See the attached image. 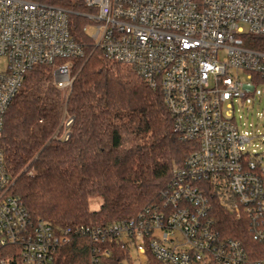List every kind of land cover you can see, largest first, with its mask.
Listing matches in <instances>:
<instances>
[{
  "label": "built area",
  "instance_id": "built-area-1",
  "mask_svg": "<svg viewBox=\"0 0 264 264\" xmlns=\"http://www.w3.org/2000/svg\"><path fill=\"white\" fill-rule=\"evenodd\" d=\"M83 3L95 46L160 90L173 131L196 149L173 172L159 209L82 233L94 243L111 235L132 264L149 253L164 264H264V257L250 260L238 241L222 236L209 216L214 196L237 219L245 216L252 238L264 244V151L249 152L248 133L233 114L235 102L246 105L264 84V0ZM83 56L66 10L37 0H0V131L28 71ZM53 83L69 91L68 63L56 64ZM12 184L0 151V264H55L68 231L31 218ZM109 258L108 250H96L91 264Z\"/></svg>",
  "mask_w": 264,
  "mask_h": 264
},
{
  "label": "trees",
  "instance_id": "trees-1",
  "mask_svg": "<svg viewBox=\"0 0 264 264\" xmlns=\"http://www.w3.org/2000/svg\"><path fill=\"white\" fill-rule=\"evenodd\" d=\"M37 1L68 12L69 32L84 56L59 61L69 64L67 93L53 83L59 62L25 74L0 131L11 193L31 218L68 231L55 264H91L96 250L110 252L108 264H128L126 250L111 235L94 243L82 231L159 209L173 172L196 143L173 131L159 89H151L132 67L106 58L95 46L85 30L90 9L83 0ZM210 204L209 216L222 236L238 241L250 260L264 257V244L252 238L245 216L237 219L214 196ZM137 264L164 263L149 253Z\"/></svg>",
  "mask_w": 264,
  "mask_h": 264
},
{
  "label": "rangeland",
  "instance_id": "rangeland-1",
  "mask_svg": "<svg viewBox=\"0 0 264 264\" xmlns=\"http://www.w3.org/2000/svg\"><path fill=\"white\" fill-rule=\"evenodd\" d=\"M87 32L91 35L94 30L89 27ZM233 114L238 129L248 133L250 141L245 147L249 152L264 151V84L255 87V92L252 97L247 98L246 105L241 104L240 101L239 104L235 102ZM92 207L97 208V204H93ZM127 262L132 264L129 259Z\"/></svg>",
  "mask_w": 264,
  "mask_h": 264
}]
</instances>
